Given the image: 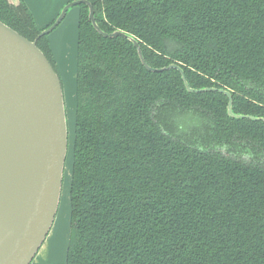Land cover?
I'll return each instance as SVG.
<instances>
[{
	"label": "trees",
	"instance_id": "16d2710c",
	"mask_svg": "<svg viewBox=\"0 0 264 264\" xmlns=\"http://www.w3.org/2000/svg\"><path fill=\"white\" fill-rule=\"evenodd\" d=\"M87 1L149 67L264 119V0ZM78 9L65 264H264V121L146 70ZM0 21L34 41L54 20L0 0Z\"/></svg>",
	"mask_w": 264,
	"mask_h": 264
},
{
	"label": "water",
	"instance_id": "95a60500",
	"mask_svg": "<svg viewBox=\"0 0 264 264\" xmlns=\"http://www.w3.org/2000/svg\"><path fill=\"white\" fill-rule=\"evenodd\" d=\"M6 1L19 5V0ZM79 5L87 6L88 19L100 36L130 41L146 70L175 69L187 92L224 94L230 118L264 121L233 114L232 97L225 90L189 88L184 72L174 64L149 67L136 40L120 31L107 34L99 29L87 0L69 2L34 41L0 21V264L34 263L55 220L68 150L67 125L61 80L36 41L51 34L67 10Z\"/></svg>",
	"mask_w": 264,
	"mask_h": 264
},
{
	"label": "rangeland",
	"instance_id": "374dc122",
	"mask_svg": "<svg viewBox=\"0 0 264 264\" xmlns=\"http://www.w3.org/2000/svg\"><path fill=\"white\" fill-rule=\"evenodd\" d=\"M71 1L74 0H24L26 5L29 6L38 27H44L52 19H56L61 10ZM78 10V6L70 7L61 24L48 36L54 69L62 83L68 150L63 164L62 183L55 220L45 242L35 256L34 263L65 264L66 247L70 232L69 185L75 119L74 80Z\"/></svg>",
	"mask_w": 264,
	"mask_h": 264
},
{
	"label": "crops",
	"instance_id": "0c3cea01",
	"mask_svg": "<svg viewBox=\"0 0 264 264\" xmlns=\"http://www.w3.org/2000/svg\"><path fill=\"white\" fill-rule=\"evenodd\" d=\"M23 1H24V0H23ZM25 4H26V3H25ZM27 6H28V5H27ZM28 8H29V6H28ZM29 9H30V8H29ZM78 13H79V10H78ZM34 20H35V19H34ZM53 20H55V18L52 19L50 22L48 21V22H49L48 24H50ZM48 24H47V25H48ZM47 25H45L44 27H39V28H41V29H42V28H45ZM49 43H50V41H49ZM50 48H51V45H50ZM51 51H52V49H51ZM66 248H67V247H66ZM65 258H66V257H65ZM35 263H36V264H41V263H37V262H35Z\"/></svg>",
	"mask_w": 264,
	"mask_h": 264
}]
</instances>
